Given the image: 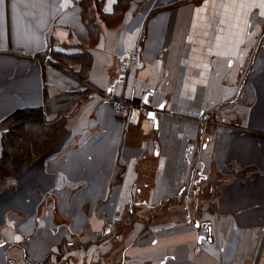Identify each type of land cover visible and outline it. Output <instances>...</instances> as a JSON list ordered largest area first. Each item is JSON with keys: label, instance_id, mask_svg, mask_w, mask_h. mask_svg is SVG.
Returning a JSON list of instances; mask_svg holds the SVG:
<instances>
[{"label": "crops", "instance_id": "1", "mask_svg": "<svg viewBox=\"0 0 264 264\" xmlns=\"http://www.w3.org/2000/svg\"><path fill=\"white\" fill-rule=\"evenodd\" d=\"M119 1L0 0V155L16 111L58 127L0 186V264H264V0Z\"/></svg>", "mask_w": 264, "mask_h": 264}, {"label": "trees", "instance_id": "2", "mask_svg": "<svg viewBox=\"0 0 264 264\" xmlns=\"http://www.w3.org/2000/svg\"><path fill=\"white\" fill-rule=\"evenodd\" d=\"M126 0H120L119 3ZM73 60L81 64V69L75 71L79 76H83V69L88 67V56L84 54L75 55ZM52 60L66 69H72V66L64 59L57 57L52 53ZM4 124L6 131L2 141V152L0 155V167L14 164L16 166L15 174L20 166L48 148L57 138V123H47L40 120H32L30 111L19 110L9 116ZM35 125L37 129L30 130Z\"/></svg>", "mask_w": 264, "mask_h": 264}, {"label": "built area", "instance_id": "3", "mask_svg": "<svg viewBox=\"0 0 264 264\" xmlns=\"http://www.w3.org/2000/svg\"><path fill=\"white\" fill-rule=\"evenodd\" d=\"M140 56H141L140 48H136L134 50L128 51L122 56L119 63V68L122 73L120 74V79L122 81L126 80L127 71L138 62ZM42 59L47 67L56 68L65 75L72 77L73 75L72 72H70L68 69L64 68L63 66L56 64L52 60V55L50 53H47ZM108 99L112 101L113 110L117 115L125 117L128 120V122L131 124L139 123L141 119L142 111L145 108V104L143 101L133 102L123 97H113V98L108 97Z\"/></svg>", "mask_w": 264, "mask_h": 264}, {"label": "rangeland", "instance_id": "4", "mask_svg": "<svg viewBox=\"0 0 264 264\" xmlns=\"http://www.w3.org/2000/svg\"><path fill=\"white\" fill-rule=\"evenodd\" d=\"M14 169H16V166H14V164L5 165L4 167H0V186L6 185V184H8V183H10L12 181V179L14 178V175H15V173H14L15 170ZM193 179L197 180L198 179V175H193ZM214 182L215 181L210 180L208 183H206V185H208V186H206V187L202 186L203 188H208V190H210V195L208 196V198H203V200L208 205L211 204L213 202V199H214L215 192L212 191L213 189H216V184H215L216 182L215 183ZM197 187H199V186H195L192 191L194 192L195 190H197ZM193 200H196V199H193ZM203 209H204V207H203ZM203 209H201V210H203ZM177 217H179V218L180 217L189 218L190 215L187 214V213H184L182 215L181 214L177 215ZM130 235H132V233Z\"/></svg>", "mask_w": 264, "mask_h": 264}, {"label": "snow or ice", "instance_id": "5", "mask_svg": "<svg viewBox=\"0 0 264 264\" xmlns=\"http://www.w3.org/2000/svg\"><path fill=\"white\" fill-rule=\"evenodd\" d=\"M262 14H264V13H262Z\"/></svg>", "mask_w": 264, "mask_h": 264}]
</instances>
